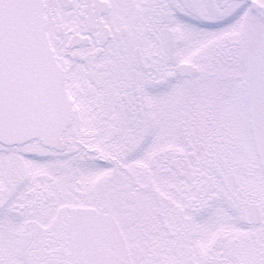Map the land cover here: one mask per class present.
I'll return each instance as SVG.
<instances>
[{"label":"snow or ice","instance_id":"snow-or-ice-1","mask_svg":"<svg viewBox=\"0 0 264 264\" xmlns=\"http://www.w3.org/2000/svg\"><path fill=\"white\" fill-rule=\"evenodd\" d=\"M0 264H264V0H0Z\"/></svg>","mask_w":264,"mask_h":264}]
</instances>
